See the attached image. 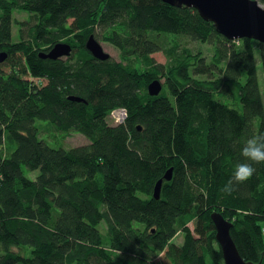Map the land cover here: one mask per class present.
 <instances>
[{
  "label": "trees",
  "instance_id": "1",
  "mask_svg": "<svg viewBox=\"0 0 264 264\" xmlns=\"http://www.w3.org/2000/svg\"><path fill=\"white\" fill-rule=\"evenodd\" d=\"M16 10L29 19L13 41ZM96 28L148 68L93 57L84 44ZM168 35L212 44L211 60L178 47L167 65L156 63L150 54ZM57 41L71 45L69 57L38 55ZM1 51L0 264L217 263L213 211L232 222L242 258L264 264V163L230 195L221 191L245 162L246 139L264 133V43L229 40L196 9L161 0H0ZM120 108L124 121L109 124ZM36 119L88 143L52 147ZM179 231L182 244L171 242Z\"/></svg>",
  "mask_w": 264,
  "mask_h": 264
},
{
  "label": "water",
  "instance_id": "2",
  "mask_svg": "<svg viewBox=\"0 0 264 264\" xmlns=\"http://www.w3.org/2000/svg\"><path fill=\"white\" fill-rule=\"evenodd\" d=\"M170 6L194 8L205 21H210L215 30L229 40L249 38L264 43V6L258 0H161ZM85 48L93 57L99 60L110 58L105 52L100 42L93 34H89L85 41ZM72 52V47L64 41L55 42L47 51H40L41 58L60 59L68 57ZM4 51L0 52V62L6 58ZM162 84L159 79L151 80L146 90L150 96L160 93ZM68 99L83 101L77 96H69ZM172 176V167L168 168L163 176L159 178L152 191L155 199L160 197V190L163 180L169 181ZM215 228V240L221 251L223 264H260L246 261L240 255L231 235L230 228L232 222L224 216L213 211L210 214Z\"/></svg>",
  "mask_w": 264,
  "mask_h": 264
},
{
  "label": "rangeland",
  "instance_id": "3",
  "mask_svg": "<svg viewBox=\"0 0 264 264\" xmlns=\"http://www.w3.org/2000/svg\"><path fill=\"white\" fill-rule=\"evenodd\" d=\"M258 2L262 6H264L263 1L258 0ZM13 17H14V20L19 21V23L26 22V24H24V25H20L18 22H14L13 27H12V40L16 41V40H18V34H19L20 29H23L24 33L26 32V25H27V22L29 19V14H27L26 12L20 11V10H16L13 13ZM109 31L110 30H107V29L106 30H104V29L99 30L96 28L95 30L92 31L91 34H93L95 36V38L100 42L104 51L109 53V55H110L109 59H112L115 61H123V62L129 61V59H130L129 57H124L121 54V51L115 45H113L112 43H110L109 41H107L105 39V37L109 35ZM154 39L157 40L158 36L154 37ZM236 43H237V45H240V41H237ZM178 47H180V48L186 47L192 51L201 50L204 58L208 62L211 60V57L213 54V47H212V44H210V43H200L198 41L190 40L187 37L168 35L164 39V44H163L162 50L153 52L150 54V56L154 58L156 63H161V64L167 65L170 62L171 54H174L175 49H178ZM132 57H134V56H132ZM66 58L67 57H63V59H66ZM129 62H132L133 65L140 71H143V70L148 68L147 65H145L143 63L142 59H139L136 57H134ZM23 74H24L25 78H27L29 81H32L34 83L41 84L42 82H44V80L32 78L29 75V73H27V71H25ZM258 78L260 81V87L262 90V98L264 101V85H263V81H262V75H261L259 69H258ZM153 79H159L161 81L162 86L165 82L164 77H162L161 75L159 77L153 78ZM109 119L110 118H107V122L109 124H111V119L110 120ZM35 124L38 127L39 136L41 138H43L52 147L70 148V147H75L78 145H83V144L88 143V140L86 139V137L84 135L76 132V131H72V130L67 131V132L60 131L54 125L49 123L48 121L40 120V119H36ZM24 172H25V175L31 179H34L38 174L37 170L30 171L28 169H25ZM262 224H263L262 232L264 234V223H262ZM187 225L190 227L191 230H193L194 221H190ZM103 227L104 226L102 224L100 226V230H104ZM171 242L176 243V244H182L183 235H182L181 231L176 233V235L172 238ZM204 264H223V259H220L219 262H217V263H213V261L210 258H206V260L204 261Z\"/></svg>",
  "mask_w": 264,
  "mask_h": 264
},
{
  "label": "clouds",
  "instance_id": "4",
  "mask_svg": "<svg viewBox=\"0 0 264 264\" xmlns=\"http://www.w3.org/2000/svg\"><path fill=\"white\" fill-rule=\"evenodd\" d=\"M241 154L245 162L235 166L232 178L221 189L225 194L230 195L235 190L236 184L244 183L254 175L256 169L253 164L264 163V133H257L246 139Z\"/></svg>",
  "mask_w": 264,
  "mask_h": 264
},
{
  "label": "built area",
  "instance_id": "5",
  "mask_svg": "<svg viewBox=\"0 0 264 264\" xmlns=\"http://www.w3.org/2000/svg\"><path fill=\"white\" fill-rule=\"evenodd\" d=\"M110 115L116 122H121L126 117V111L123 108L114 109L110 112Z\"/></svg>",
  "mask_w": 264,
  "mask_h": 264
},
{
  "label": "bare ground",
  "instance_id": "6",
  "mask_svg": "<svg viewBox=\"0 0 264 264\" xmlns=\"http://www.w3.org/2000/svg\"><path fill=\"white\" fill-rule=\"evenodd\" d=\"M107 118H110L111 119V124L112 125H116V124L122 123L126 117L121 122H116L110 114L108 115Z\"/></svg>",
  "mask_w": 264,
  "mask_h": 264
}]
</instances>
